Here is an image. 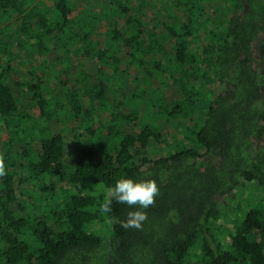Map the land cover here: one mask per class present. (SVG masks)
I'll return each instance as SVG.
<instances>
[{"label": "trees", "instance_id": "16d2710c", "mask_svg": "<svg viewBox=\"0 0 264 264\" xmlns=\"http://www.w3.org/2000/svg\"><path fill=\"white\" fill-rule=\"evenodd\" d=\"M102 2L0 0V264H264L260 196L214 235L264 194V0ZM121 178L159 185L142 230L99 211Z\"/></svg>", "mask_w": 264, "mask_h": 264}, {"label": "clouds", "instance_id": "9594fccd", "mask_svg": "<svg viewBox=\"0 0 264 264\" xmlns=\"http://www.w3.org/2000/svg\"><path fill=\"white\" fill-rule=\"evenodd\" d=\"M7 174L5 157L0 154V178ZM159 195L160 188L154 179L137 182L131 178H121L114 187L105 190L104 202L100 205L99 211L101 214L110 213L113 200L120 204H127L129 207H135L137 210L128 212L127 219L121 223V227L142 230L148 216L146 211L139 209L146 210L155 206L156 197Z\"/></svg>", "mask_w": 264, "mask_h": 264}, {"label": "rangeland", "instance_id": "374dc122", "mask_svg": "<svg viewBox=\"0 0 264 264\" xmlns=\"http://www.w3.org/2000/svg\"><path fill=\"white\" fill-rule=\"evenodd\" d=\"M136 1L139 3H143L145 0H136ZM106 5H107V3L105 2V0H103V2L101 3V6L97 9H95V14L99 13V11L100 12L102 11L101 13H103V11L106 8ZM151 10H152V8H151ZM108 20H109V17H106L105 19H103V22L105 23ZM220 89H221V87H220ZM208 105H209L208 100H206V101L203 100V113L208 109ZM149 112H150L149 109L143 107L142 120L144 122H146L148 120L150 121V119L146 117V114H149ZM182 122H181V126L183 128L185 123H182ZM182 128H181V131H182ZM184 136H185L184 134L183 135L180 134L179 138L184 137ZM176 149H177V144L174 142L169 147L159 146V147H153L152 148V150L154 151V153L156 155H166V154H169L170 152H174ZM206 159H208V158L206 157ZM213 162L217 164L218 163V157H215L213 159ZM87 188L88 187L83 186V185L78 187V189H80V190H86ZM92 191H94L93 188H92ZM238 196L240 198V204L242 206L241 212L237 211L236 207L234 206V202L232 204H230L228 209L223 210L224 211L223 217L220 220V222H218V224H216V228L214 231V235L219 237L220 241L225 246H226L227 241H228L229 233L234 229V223H239V221L237 220V216L238 215L243 216V214H245L247 212V210H249V208L252 206H259L255 200L256 198H259V196L262 199H264V194L261 191H258V190L256 191V189L253 185H249L243 191L238 192ZM262 199H260L261 203H264V200H262ZM252 200H254V201L252 202ZM226 205H229V204H226ZM261 206H262V204H261ZM98 228L101 231V233L103 235H105V237L108 239V242H110V238L112 237L110 225H102Z\"/></svg>", "mask_w": 264, "mask_h": 264}, {"label": "flooded vegetation", "instance_id": "af4514ba", "mask_svg": "<svg viewBox=\"0 0 264 264\" xmlns=\"http://www.w3.org/2000/svg\"><path fill=\"white\" fill-rule=\"evenodd\" d=\"M243 6L244 11H249V6L247 4V0H240ZM258 27H261L259 31H257L255 38L252 39V42H256L259 45H264V19L258 22ZM260 57L262 58V61L260 63V68H263L261 71L258 69L259 72H264V46H261L259 49Z\"/></svg>", "mask_w": 264, "mask_h": 264}]
</instances>
